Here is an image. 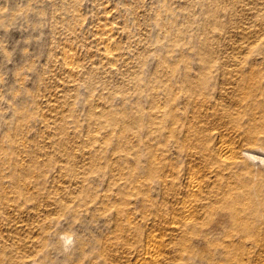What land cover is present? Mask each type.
<instances>
[{"label": "rangeland", "instance_id": "obj_1", "mask_svg": "<svg viewBox=\"0 0 264 264\" xmlns=\"http://www.w3.org/2000/svg\"><path fill=\"white\" fill-rule=\"evenodd\" d=\"M259 158L264 0H0V264L264 261Z\"/></svg>", "mask_w": 264, "mask_h": 264}, {"label": "bare ground", "instance_id": "obj_2", "mask_svg": "<svg viewBox=\"0 0 264 264\" xmlns=\"http://www.w3.org/2000/svg\"><path fill=\"white\" fill-rule=\"evenodd\" d=\"M232 31V30H231ZM255 41V40H254ZM255 43V42H254ZM108 50V49H107ZM71 56V55H70ZM226 91V90H225ZM160 104V103H159ZM217 115V114H216ZM219 141V140H218ZM232 142V141H230ZM229 141H221L220 143V146H219V150L221 152V157L222 155L225 157L227 156L230 152H231V145L229 144L230 143ZM233 145V144H232ZM236 147V146H235ZM249 150V149H247ZM246 150V151H247ZM219 152V153H220ZM243 152V151H242ZM250 152V151H249ZM253 152V151H251ZM247 152H245L246 154ZM255 153V152H254ZM259 153V152H257ZM231 154V153H230ZM244 154V153H243ZM248 154V153H247ZM246 154V155H247ZM256 154V153H255ZM255 154L252 155V157H255ZM261 154V153H260ZM250 155V154H248ZM247 155V156H248ZM258 155V154H257ZM262 155V154H261ZM259 155V156H261ZM263 156V155H262ZM156 157V156H155ZM228 157V156H227ZM231 157V156H230ZM250 157V156H249ZM256 158V157H255ZM257 159H258V156H257ZM259 159H263L261 161H264V158H259ZM191 171V170H190ZM192 173V172H191ZM189 173V174H191ZM202 174V173H201ZM204 175V174H203ZM189 177V176H188ZM189 180V179H188ZM187 181V180H186ZM188 185H189V189H188V196H187V199H184L182 200L181 204L178 205V208H177V214L178 216H180V218H187L189 217L190 215L192 216L194 211H195V199L197 198L196 196H198V194L200 193V190L202 188V178L200 177V175L198 173H192L190 175V180L188 181ZM187 188V187H186ZM205 191V190H204ZM14 193V192H13ZM182 198V197H181ZM180 200V199H179ZM198 202V201H197ZM197 208V207H196ZM176 210V209H175ZM173 212V211H172ZM198 212V211H197ZM173 214V213H172ZM171 214V215H172ZM176 214V213H175ZM200 215V214H199ZM173 217V215H172ZM191 218V217H190ZM197 218V217H195ZM202 218V217H201ZM172 224L173 226L176 225L177 222H179L180 220L179 219H172ZM190 220V219H189ZM169 221V220H168ZM165 222V221H164ZM182 223V222H180ZM184 223V222H183ZM194 223V222H193ZM168 224V223H167ZM185 225V224H184ZM182 226V224H181ZM172 228V227H171ZM20 229V228H19ZM180 229V228H179ZM158 230V229H157ZM172 231V230H171ZM179 231V230H178ZM149 232V231H148ZM175 232V231H173ZM165 233V232H164ZM155 234V233H154ZM160 236V235H159ZM173 237V236H172ZM165 242V241H164ZM67 244V243H66ZM29 245V244H28ZM163 245V242L161 240L160 237L156 236V235H151V237L149 238V242H148V245L146 247V250H145V255L144 257H142V260H136L134 261V263L132 264H157L158 259H159V253H161V246ZM21 247V246H20ZM165 247V246H164ZM127 251V250H126ZM143 251V250H142ZM127 255V254H126ZM161 256V255H160ZM138 257V256H137ZM136 257V258H137ZM125 258V257H124ZM160 260V259H159ZM129 261V260H128ZM120 262V261H119ZM125 263V262H124ZM256 264H264V261H259V262H256Z\"/></svg>", "mask_w": 264, "mask_h": 264}]
</instances>
